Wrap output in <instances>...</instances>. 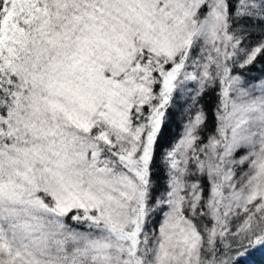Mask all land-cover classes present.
I'll return each instance as SVG.
<instances>
[{
  "label": "snow or ice",
  "instance_id": "1",
  "mask_svg": "<svg viewBox=\"0 0 264 264\" xmlns=\"http://www.w3.org/2000/svg\"><path fill=\"white\" fill-rule=\"evenodd\" d=\"M264 264V0H0V264Z\"/></svg>",
  "mask_w": 264,
  "mask_h": 264
},
{
  "label": "trees",
  "instance_id": "2",
  "mask_svg": "<svg viewBox=\"0 0 264 264\" xmlns=\"http://www.w3.org/2000/svg\"><path fill=\"white\" fill-rule=\"evenodd\" d=\"M253 259L257 262V264H259V262L261 260V254H257V256L254 257Z\"/></svg>",
  "mask_w": 264,
  "mask_h": 264
}]
</instances>
